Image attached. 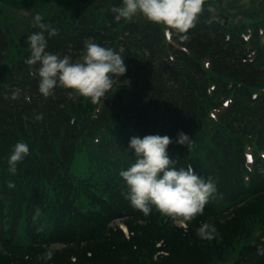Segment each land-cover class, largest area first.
Returning <instances> with one entry per match:
<instances>
[{
  "label": "trees",
  "instance_id": "1",
  "mask_svg": "<svg viewBox=\"0 0 264 264\" xmlns=\"http://www.w3.org/2000/svg\"><path fill=\"white\" fill-rule=\"evenodd\" d=\"M84 2L41 22L56 32H44L46 50L73 61L87 39L122 50L127 71L99 104L61 87L44 97L39 64L26 63L28 37L41 30L12 17L0 25V264H264V9L234 25L213 20L223 12L208 4L189 39L173 33V45L162 26L117 21L111 9L122 0ZM180 132L189 147L176 143ZM146 135H167L174 166L190 164L216 185L187 229L125 198L130 139ZM18 142L29 154L12 174ZM78 154L84 178L71 173ZM203 223L215 227L212 240L197 235Z\"/></svg>",
  "mask_w": 264,
  "mask_h": 264
},
{
  "label": "clouds",
  "instance_id": "2",
  "mask_svg": "<svg viewBox=\"0 0 264 264\" xmlns=\"http://www.w3.org/2000/svg\"><path fill=\"white\" fill-rule=\"evenodd\" d=\"M205 3L206 0H122V5L111 11L116 14L117 21H132L139 15L162 26L165 35L174 33L187 41V33L196 26ZM42 20L39 13L34 17V26L41 31L28 37L31 55L26 60L30 65L39 64V92L49 97L61 87L73 90L92 104L103 102L115 80L127 71L124 57L113 48L103 47L91 39L85 41L81 58L76 61L68 55L48 52L44 32L49 26ZM55 34V29L48 31L49 36ZM172 142L167 135L132 137L129 147L134 149L136 160L127 170L121 171L120 176L128 189L125 198L133 208L148 216L155 207L156 211L187 229L189 222L203 214L205 205L217 189L210 177L205 180L190 164L179 169L174 166L176 161L169 158L167 151ZM191 142L189 136L178 133L176 143L189 147ZM28 154V145L18 142L8 161L9 172L15 174L17 164ZM8 186L13 187L11 183ZM215 234V227L208 223L197 229V235L203 240H212Z\"/></svg>",
  "mask_w": 264,
  "mask_h": 264
},
{
  "label": "rangeland",
  "instance_id": "3",
  "mask_svg": "<svg viewBox=\"0 0 264 264\" xmlns=\"http://www.w3.org/2000/svg\"><path fill=\"white\" fill-rule=\"evenodd\" d=\"M85 0H59L48 3L46 0H1L0 7L5 9V12H0V25H8L12 17L13 21L18 20L22 23L34 19L39 13L43 19L50 17L59 12L74 11L81 7ZM217 12H223L227 17L228 22L236 25L238 23H246L253 20L259 15V12L264 9V0H216ZM25 10H15V9ZM140 20H145L142 16L135 17ZM25 20V21H23ZM12 21V20H11ZM87 163L82 154L74 157L71 164V173L78 177L84 178L86 175ZM123 232V225L119 226ZM54 248H59L54 246ZM231 259L225 264H230Z\"/></svg>",
  "mask_w": 264,
  "mask_h": 264
}]
</instances>
